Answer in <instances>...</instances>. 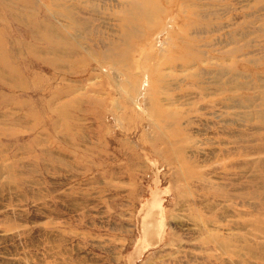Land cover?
Instances as JSON below:
<instances>
[{
    "label": "rangeland",
    "instance_id": "1",
    "mask_svg": "<svg viewBox=\"0 0 264 264\" xmlns=\"http://www.w3.org/2000/svg\"><path fill=\"white\" fill-rule=\"evenodd\" d=\"M0 264H264V0H0Z\"/></svg>",
    "mask_w": 264,
    "mask_h": 264
}]
</instances>
